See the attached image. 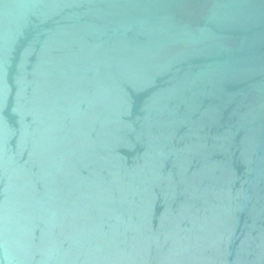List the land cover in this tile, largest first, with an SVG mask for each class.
<instances>
[{
  "label": "water",
  "instance_id": "obj_1",
  "mask_svg": "<svg viewBox=\"0 0 264 264\" xmlns=\"http://www.w3.org/2000/svg\"><path fill=\"white\" fill-rule=\"evenodd\" d=\"M0 264H264V0H0Z\"/></svg>",
  "mask_w": 264,
  "mask_h": 264
}]
</instances>
